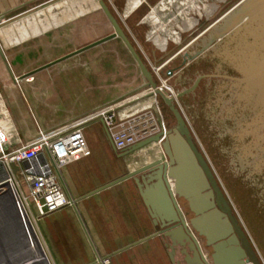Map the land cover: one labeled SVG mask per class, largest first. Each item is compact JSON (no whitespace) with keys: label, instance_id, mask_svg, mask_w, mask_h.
I'll return each instance as SVG.
<instances>
[{"label":"crops","instance_id":"obj_1","mask_svg":"<svg viewBox=\"0 0 264 264\" xmlns=\"http://www.w3.org/2000/svg\"><path fill=\"white\" fill-rule=\"evenodd\" d=\"M93 1L95 0H0V17L5 19L18 18L15 24L0 30V41H3L4 45H9L8 48L3 47V51L14 77L19 78L95 42L84 39V36L82 37L81 35L82 31L86 30L89 25L88 23H90V17L88 16L91 13L85 12V9L93 8L91 11L96 10L94 8L96 4ZM121 1L109 0L111 9L113 11L119 10ZM125 1L126 6L122 13L123 24L121 21L119 23L129 37L130 33L132 36L140 34V26H147L149 28L145 41L140 39L142 44L140 43L141 47L137 50L149 68L150 66H162L161 75L167 77L174 87L181 86L183 88L177 94L184 93L183 96L189 94L190 92L187 91L191 88L195 90L199 81L203 78L220 77L216 75L199 76L198 72L190 74L191 72L188 69L191 71V67L197 66L199 62H202L206 57V53L215 49L223 39V41L230 39L237 33L236 31H232L227 36L223 35L221 38H218L222 32L232 27L236 22V17L233 16L235 10L231 11L226 17L219 19L223 13L211 23L206 24L209 14L215 10L214 7H205L206 0H195V2L194 0H152V4L148 6L149 9L147 8V13L140 12L139 10V7L146 0L139 5L133 4V0ZM183 4L187 8L186 11L181 14L177 13ZM201 7L206 8L207 15L203 8L199 9ZM197 9L199 11L195 15H188L189 12ZM75 15L77 16L74 17ZM188 29H196L198 33L181 49L171 53L172 48L175 46L169 43L168 40H171L173 43L178 42L181 35ZM115 40L119 39L111 41ZM198 41L200 44H198ZM102 45H106V43ZM102 45L93 49H98ZM193 45L197 47V50L192 55L184 53ZM86 52L48 69L39 71L22 81L14 82L10 78L14 85L15 83L24 82V88L27 92V100L25 99L24 101L29 110L30 105H28V101H31L33 104L38 103L32 90L34 82H38L36 84L37 87L51 88V91L54 89L56 92L55 103H62L67 106L66 111L60 117H56V115L38 117L30 113L32 125L30 127L27 126L23 131L15 117L13 103L7 98L5 91H19L22 86L19 84L18 89L14 88V85L12 88L4 87L0 91L4 106L9 113L17 136L23 143L30 142L37 137L41 131L39 129L41 122H43V125L51 126L48 130H53L82 118V115L66 117L69 114H74L68 104L71 102L75 103L76 101L80 102L82 93L79 84H71L68 81L70 79L65 70L67 67L72 66L71 61L85 55ZM190 57H193L191 61L188 60ZM132 61L135 63L133 59ZM135 69L141 78V82H138L135 88L128 90L126 94L135 92L139 88L147 87L146 81L141 76L136 63ZM76 77L79 78V76ZM193 78H195V82L200 78L196 86H194V82L191 87L184 89L183 86ZM66 79H68L67 82ZM51 91L48 93L49 95L52 93ZM48 100L50 99L48 98ZM108 103H113V101L103 105ZM155 105L158 107L157 97H153L148 92H145L143 95L117 107V120H122L146 108L153 110ZM100 106L88 111V115L93 114L96 108ZM71 107L75 108L74 106ZM93 125H95V128H93ZM81 130L90 151V156L66 165L59 173V178L63 182L67 193L76 202L75 210L73 207H65L42 218L39 222L45 224L47 218L64 211H68L71 214L75 222L74 230L78 231V239L83 237V243H85L81 246L79 258H74L73 262L91 264L96 262L95 255H97L99 258V263L97 264H103V261H108L109 264L189 263V260L187 262L185 257L180 254L178 248L174 249L171 257L169 256L170 249L166 247V244L169 245L170 242L167 239L156 237L135 245L136 242L152 235L158 230V227L153 225L152 219L132 179L82 199V197L93 190L122 177L128 172H133L145 164L140 163L135 153L125 157L123 168H117L113 159L114 152L112 145L104 133L103 124L98 121H89L82 125ZM98 137H102L103 142L97 141ZM105 158H112L113 161L107 163L106 160H103ZM76 213L81 222L78 220ZM41 229L42 231L44 230L42 225ZM87 236L93 248L89 244ZM126 247L128 249L119 252Z\"/></svg>","mask_w":264,"mask_h":264},{"label":"rangeland","instance_id":"obj_2","mask_svg":"<svg viewBox=\"0 0 264 264\" xmlns=\"http://www.w3.org/2000/svg\"><path fill=\"white\" fill-rule=\"evenodd\" d=\"M238 1L240 0H206L205 7L216 6L215 10L209 14L206 24L220 17ZM93 2L96 4L94 7L96 10L91 11L93 8L85 9V12L91 13L88 16L90 23H88L87 29L81 33L82 37L84 36V39L89 41L99 40L112 33V29L97 3ZM106 2L109 5V0ZM151 4L152 0H146L139 7L140 12L147 13V8ZM120 5L119 10L112 11L118 21L122 22V13L126 1L122 0ZM184 5L177 13L181 14L186 11L187 8ZM205 7L199 9L203 8L206 13ZM199 9L192 10L188 15H195ZM17 20L18 18H6L4 22L0 23V30L10 27ZM139 30L140 34H134V36L128 31L130 39L137 49L141 47V40L145 41L149 28L140 26ZM195 30L188 29L185 31L176 43L168 40L175 46L171 53L181 49L193 39L198 33V30ZM223 40L215 49L206 53L202 62L191 67V71L188 69L190 74L198 72L199 76L216 75L220 77L203 78L195 90L179 98L178 102L195 143L209 163L234 214L264 262V82L261 75L256 80H251L246 84H239L234 80L222 78L223 76L236 79L246 78L254 74L256 67L247 27H242L230 39ZM4 44L3 41H0L2 49L3 47L8 48L9 45ZM198 44H200L199 41ZM196 50L197 47L193 45L184 53L192 55ZM71 64L72 66L65 70L70 79H66V82L68 80L71 84H79L82 96L80 102L68 104L74 114H69L66 117L82 115L81 117L84 119L89 117L88 111L94 107L113 101V103L96 108L93 114L149 92V88L143 87L126 94L128 90L135 88L138 82H141V78L135 69V63L119 40L110 41L98 49H92L85 55L71 61ZM194 79L188 81L183 86L184 89L191 87L195 82ZM155 81L158 85L156 78ZM19 84L22 87L18 91ZM19 84L15 83L14 85L10 80L5 64L0 58V91L4 87L12 88L13 85L14 88H17V91H5L7 98L13 103L15 117L23 131L27 126L32 125L30 113L38 117H47V115L60 117L66 111L67 106L65 104L55 103L56 92L54 89L51 91V88L37 87L38 82H34L32 90L38 103L33 104L28 101L31 110L29 112L30 110L24 101L27 100L25 84L24 82ZM168 84L176 94L183 89L181 86L174 87L169 81ZM50 91L52 93L49 95ZM157 102L158 111L156 112L169 130L175 124L174 119L159 97H157ZM50 128L49 125H43V122L39 124L41 131H52L48 130ZM60 128L62 126L53 130ZM97 141L103 142L102 137H98ZM136 155L140 163L144 164H149L157 159L165 160L159 145H150L137 152ZM103 160H106L107 163L113 161L112 158ZM180 205L182 210L187 212L186 205L183 202H180ZM74 224L75 222L68 211L47 218L45 224L40 222L32 224L49 264H83L72 261L74 258H79L81 246L85 244L83 237L78 239V231L74 230Z\"/></svg>","mask_w":264,"mask_h":264},{"label":"water","instance_id":"obj_3","mask_svg":"<svg viewBox=\"0 0 264 264\" xmlns=\"http://www.w3.org/2000/svg\"><path fill=\"white\" fill-rule=\"evenodd\" d=\"M95 2L110 24L112 33L37 70L15 78L0 45V58L5 64L10 78L16 82L111 40L119 39L146 81V86L149 88L148 94L159 97L172 114L175 124L164 135L158 134L147 138L118 154L119 158H123L150 145H159L165 160L157 159L133 172H128L93 190L82 199L132 179L153 225L158 227V230L152 235L136 242L135 245L161 237L170 242L169 245L166 244V247L170 249L169 256L171 257L174 249L178 248L187 262L189 260L187 264H264L244 227L234 214L209 163L195 143L180 109L172 99L157 89V83L151 71L106 2L104 0H95ZM233 10H235L233 16L236 17V22L232 27L222 32L218 38L223 35L227 36L232 31L238 33L242 27H247L256 67L254 74L249 77L236 79L223 76V78L234 80L239 84H246L261 75L264 82V0H240L219 19L226 17ZM192 58L190 57L188 60L191 61ZM199 80L200 78L197 79L194 86ZM193 89L191 88L187 92H191ZM183 94L178 93L177 98H181ZM89 121H98L103 124L99 118H92ZM103 128L112 145L104 125ZM10 167L12 172L16 173L17 166L11 164ZM61 183L75 210L76 202L70 198L62 181ZM0 187L7 188V185L2 184ZM180 202L186 205L187 212L182 210ZM76 216L80 221L77 213ZM87 239L92 247L88 236ZM29 245H32V237L24 227L13 195L6 189L0 193V264H49L42 251L40 253L43 259L34 262L33 256L29 252ZM126 249L128 247L119 252ZM95 256L96 262L91 264L99 263L98 256Z\"/></svg>","mask_w":264,"mask_h":264},{"label":"built area","instance_id":"obj_4","mask_svg":"<svg viewBox=\"0 0 264 264\" xmlns=\"http://www.w3.org/2000/svg\"><path fill=\"white\" fill-rule=\"evenodd\" d=\"M4 21L0 17V23ZM150 69L158 81L157 89L172 99L180 109L177 94L168 84V79L161 77L162 66H150ZM126 102L100 110L60 129L40 131L35 139L23 143L17 136L0 93V186L7 185V188L0 187V193L6 189L11 192L29 234V228L34 230L32 224H37L42 218L65 207H73L59 173L66 165L90 156L81 130L85 122L92 118L101 119L117 152L152 136L164 135L167 131L156 112L157 105L154 107L156 109H144L117 120L116 109ZM11 164L17 166L16 173L12 172ZM103 264L109 262L103 261Z\"/></svg>","mask_w":264,"mask_h":264},{"label":"bare ground","instance_id":"obj_5","mask_svg":"<svg viewBox=\"0 0 264 264\" xmlns=\"http://www.w3.org/2000/svg\"><path fill=\"white\" fill-rule=\"evenodd\" d=\"M142 1H143V0H141V1L138 2L137 0H133V4H135V5L137 4V5H139ZM157 155H158V154H157ZM29 232H30V235H31V237H32V245H29V252H30V254L33 256V261H34V262H37V261L43 259V257H42V255H41L40 251H42L43 253H44V251H43L42 247L40 246V243H39V241H38V238H37V236H36L34 230H31V229L29 228ZM40 249H41V250H40Z\"/></svg>","mask_w":264,"mask_h":264},{"label":"flooded vegetation","instance_id":"obj_6","mask_svg":"<svg viewBox=\"0 0 264 264\" xmlns=\"http://www.w3.org/2000/svg\"><path fill=\"white\" fill-rule=\"evenodd\" d=\"M211 7L216 8V6H214V5H212ZM112 150H113V152H114V158H113V159H114V163H115L116 167L119 168V169L123 168V167H124V160H125V157H123V158H119V157H118L119 152L115 151L114 148H113V146H112ZM145 165H147V164H145ZM145 165H143V166H145ZM143 166H142V167H143ZM140 168H141V167H140ZM138 169H139V168H138Z\"/></svg>","mask_w":264,"mask_h":264},{"label":"trees","instance_id":"obj_7","mask_svg":"<svg viewBox=\"0 0 264 264\" xmlns=\"http://www.w3.org/2000/svg\"><path fill=\"white\" fill-rule=\"evenodd\" d=\"M105 2H106V0H104ZM106 4H107V2H106ZM108 5V4H107ZM108 7L110 8V6L108 5ZM110 10H111V12H112V14L114 15V13H113V11H112V9L110 8ZM115 16V15H114ZM116 17V16H115ZM117 18V17H116ZM118 20V19H117ZM121 25V24H120ZM126 33V32H125ZM131 40V39H130ZM132 42V41H131ZM132 44H133V42H132ZM133 46H134V48L136 49V51L139 53V51L137 50V48L135 47V45L133 44ZM140 54V53H139ZM140 56H141V54H140ZM141 58H142V56H141ZM143 59V58H142ZM144 60V59H143ZM145 62V61H144ZM146 63V62H145ZM147 65V64H146ZM149 68V67H148ZM149 70L151 71V69L149 68ZM152 73V72H151ZM153 75V74H152ZM153 78H154V80H155V77L153 76ZM161 100V99H160ZM162 101V100H161ZM163 103V102H162ZM165 106V105H164ZM166 107V106H165ZM167 108V107H166ZM147 109V108H146ZM168 109V108H167ZM169 111V110H168ZM170 113V112H169ZM171 114V113H170ZM172 115V114H171Z\"/></svg>","mask_w":264,"mask_h":264}]
</instances>
